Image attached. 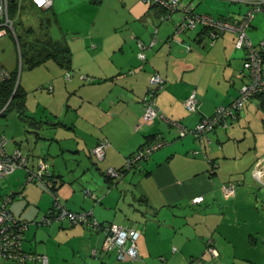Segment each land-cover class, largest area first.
Wrapping results in <instances>:
<instances>
[{"label":"crops","instance_id":"crops-1","mask_svg":"<svg viewBox=\"0 0 264 264\" xmlns=\"http://www.w3.org/2000/svg\"><path fill=\"white\" fill-rule=\"evenodd\" d=\"M31 6L52 12L56 35L50 34L47 42L67 48L69 62L66 67L46 57L39 63L46 76L37 88L43 101L36 107L30 92L37 86L31 85L28 74L21 76L19 87L28 116L26 136L22 141L17 136L10 138L8 151L21 150L30 167L44 157L67 209L91 212L100 224L138 229V258L133 262L158 264L162 258L166 264H264V196L256 186L261 183L253 177L254 169H264V97L250 98L234 123L209 132V143L198 154H193L200 150L197 141L189 134L179 138L177 128L170 124L192 129L200 118L236 98L246 79L244 53L235 48L236 35L224 33L213 44L201 29L174 35V17L160 22L163 11L142 0H53L49 10ZM246 9L241 5L235 19ZM195 11L212 12L210 8ZM252 24L247 34L258 44L260 40L251 35L256 30ZM153 38L156 44L145 51L144 61L139 60L137 42L149 45ZM66 72L71 73L69 78ZM154 74L165 80L155 97L158 117L151 125L137 128L142 98ZM192 92L199 106L195 113L184 107ZM156 136L168 144L143 160L139 168L125 173L118 184L153 219L143 227L130 221L108 223L113 221L110 213L116 204L112 192L93 202L81 196L80 189L83 184L101 186L106 168H121ZM103 139L109 146L104 160L96 164L90 150ZM15 173L19 188L11 194V205L17 199L19 204L11 209L8 204V210L25 222L40 219L50 196L38 184L26 183L23 171ZM225 184L235 185V194L227 199L221 189ZM199 196L203 201L193 205L191 200ZM32 225L25 231L29 235ZM39 226L48 227L34 231L33 238L42 235L40 242L33 248L23 237L22 250L45 256L47 264L66 263L64 257L78 264L77 258L85 262L89 256L109 263L113 258L108 255H116L102 251L104 231L61 221ZM161 226L167 232L162 238L157 232ZM55 234L57 248L50 243ZM210 241L216 256L206 252Z\"/></svg>","mask_w":264,"mask_h":264},{"label":"built area","instance_id":"built-area-1","mask_svg":"<svg viewBox=\"0 0 264 264\" xmlns=\"http://www.w3.org/2000/svg\"><path fill=\"white\" fill-rule=\"evenodd\" d=\"M32 5L39 10H48L53 5V0H29ZM234 2H241L247 6L246 11L241 14L237 19L226 20L214 17L207 13H197L190 4H185L182 0H142V2L151 8H159L163 11L160 15V22L170 21L172 16L179 15L178 22L174 25V35H182L185 33L193 32L197 29H203L206 32V37L210 44H213L216 39L224 33L231 32L236 35L235 48L244 52V59L242 70L247 83H243L236 98L226 106H219L215 109L214 113L208 117H202L195 124L192 129H187L177 122H170L178 130V137L182 138L185 135H191L198 143L200 150H196L193 154H198L205 148L209 139L206 138L207 134L213 131L216 127L227 128L228 125L234 122L239 112L243 109L244 104L256 95L264 96V40L258 45H254L248 34L247 30L250 27L253 19L258 14H264V0H232ZM11 0H0V39L6 35H12L16 40L14 21L9 16V4ZM156 33V32H154ZM156 44V39H152L149 45L138 44L139 51L137 58L141 61L145 60V51ZM10 76L9 71L0 62V83L7 80ZM68 77V75H66ZM165 80L158 74L150 77L146 93L143 97V111L140 115L137 128L146 125H151L158 117V110L155 104V97L161 87L164 85ZM184 107L189 113L197 112L199 106L198 101L192 92L184 101ZM3 110V109H2ZM1 110V111H2ZM0 111V113H1ZM11 143L5 135L0 134V180L9 176L16 170H23L27 173V181L36 177L30 170L27 169V159L22 155L20 150L14 149L8 151V145ZM168 144V141L162 137L157 136L155 140L146 144L140 150L125 161L124 169L131 171L137 166L138 162L145 158L147 155L154 151L163 148ZM109 143L107 140H102L92 150L93 156L102 161L105 157V151ZM38 174L46 169V164L42 160H38ZM124 170V171H125ZM106 175L115 180L122 177V173L114 168H107ZM253 177L259 183L264 184V169L257 168L253 171ZM49 187V186H47ZM222 194L225 199L232 197L235 194V185L225 184L222 186ZM10 196L0 203V259L12 260L16 262H24L27 259L37 260L41 264H47V258L43 255H28L22 250V236L28 229L29 225H49V221L42 218L38 223L25 222L16 218L7 210V204L10 203ZM203 201V197H195L191 200L192 204H198ZM91 216L89 213L73 214L68 211H61L57 221L68 217L73 225L77 223L88 222ZM91 221H89L90 223ZM93 229H98L95 221L90 223ZM95 225V226H94ZM104 239L102 241V251L112 252L117 255L118 260H136L138 258L136 241L139 237L140 231L134 228H123L117 225H107L103 229ZM211 255L216 256L214 248L208 249ZM93 256L96 252L93 251Z\"/></svg>","mask_w":264,"mask_h":264},{"label":"rangeland","instance_id":"rangeland-1","mask_svg":"<svg viewBox=\"0 0 264 264\" xmlns=\"http://www.w3.org/2000/svg\"><path fill=\"white\" fill-rule=\"evenodd\" d=\"M185 4H190L191 7L195 10H203L204 9H211L212 12L210 14L212 16H215L217 18L221 19H227V20H233L235 17H237L236 10L240 8L241 5H244L241 2H234L232 0H182ZM32 3H30L29 0H16V4L13 8L9 10V16L14 21L15 26V34L18 38H15L10 34L2 37L0 39V60L3 63V65L7 69L16 70L18 73L17 79L18 81L21 79V76L25 78L26 75L30 76L31 78V85L37 86L35 92H30V96L32 97L31 104L32 106L36 107L38 103L42 102L43 99L39 97V94L36 92H39L38 85L42 81V79L45 78L46 72L43 71V65L39 64L38 66L34 67H28L27 61L24 59V61L21 60L20 50L24 53V57L26 58L25 54L29 56V54L32 52H41L45 48V44L47 43V40L50 39V34L56 35V26H55V18L52 14V12L47 13L41 12L38 10H35L32 6ZM247 7V6H245ZM194 10V11H195ZM196 12V11H195ZM199 13V12H197ZM207 13V12H206ZM209 14V15H210ZM175 19V23L179 20V15L175 14L173 15ZM231 19H230V18ZM60 19V18H58ZM173 19V20H174ZM256 26V30H254L251 35H253V38L255 40H260L259 43L264 40V14H258L255 16V19L253 20V24ZM19 43V47L17 43ZM258 43V44H259ZM257 43L254 45L256 46ZM257 44V45H258ZM19 50V52H18ZM243 52L242 50H238ZM244 53V52H243ZM23 62V63H22ZM11 66V68H9ZM23 68V69H22ZM22 69V71H21ZM29 70V71H28ZM24 80H22L23 82ZM248 82V79H245V83ZM242 82L240 86L243 84ZM16 101L13 102V104L8 108V110L4 113L3 116L0 117V133L4 134L9 140H12L10 138H14L17 136V139L21 141L24 139V136H26L25 130V121L19 117V114L16 112ZM20 170H16L15 172H18ZM22 171V170H21ZM12 173L9 176L3 178L0 180V199L7 197L6 195L10 196L12 192L18 191L17 189L19 186H15L16 182H18V179L16 178L17 173ZM14 174V175H13ZM18 175V174H17ZM87 182H91V180H87ZM116 185L113 187L108 188L109 185L102 179L101 186H88L89 184H83L82 188L80 189L81 196L84 197L82 189H88L93 194L96 195L98 199H100L103 195H105L108 191L112 192L110 196H113L114 200L116 201V204H112L111 208V217H113V221H109L108 223H114V222H127L130 221L131 223H135L137 226L143 227L146 225L150 220L153 219V216L151 214H148L144 208L139 203L133 202L131 199V192L129 191L127 194L123 193L122 189L118 184L121 182L120 180L116 181ZM258 188H260L261 195L264 196V185L257 184ZM101 189L102 192H101ZM100 191V193H98ZM108 194V193H107ZM109 196V197H110ZM17 197V194L16 196ZM102 199V198H101ZM19 199L16 201H13L12 205L9 204V208L16 206V204H19ZM106 207V206H105ZM39 220V219H38ZM157 225V223H156ZM155 225V226H156ZM36 228H39V230L47 229V226H39L36 227V225H32L30 228V235L29 233L25 232L23 237L24 239H29L28 243L31 244V246L34 248V244H38L40 242V237L42 235H37L36 238H33V233ZM155 227L154 233L156 234L159 232L160 237L162 238L167 232L164 231V227H159V230L157 231ZM157 231V232H156ZM58 236L53 235V238H51L50 243L54 245L56 248L59 245L58 241L56 240ZM264 242V241H262ZM23 245L25 247L28 246L26 244V241L23 242ZM41 254L42 252H37ZM109 257H112L113 261H109V263L106 262V259H95L91 256L87 257L85 262L80 259H76L78 261V264H151L147 261H131L128 259L125 260H118L116 258V255L113 253H110L108 255ZM68 257V256H67ZM72 258H66L64 257L63 260L66 263L59 262L58 264H70ZM83 259V258H82ZM0 264H19L15 261L8 260H2L0 259ZM22 264H40L37 260L27 259Z\"/></svg>","mask_w":264,"mask_h":264},{"label":"trees","instance_id":"trees-1","mask_svg":"<svg viewBox=\"0 0 264 264\" xmlns=\"http://www.w3.org/2000/svg\"><path fill=\"white\" fill-rule=\"evenodd\" d=\"M16 2V1H15ZM15 6V3L12 4V2L9 4V10L11 8H13ZM51 9V8H50ZM49 10V9H48ZM203 30V29H201ZM205 31V30H203ZM206 33V32H205ZM16 38H18L16 36ZM139 42H137V46H138ZM142 44V43H141ZM144 45V44H143ZM20 46V45H19ZM45 49L41 52H34L36 53L35 55H33L34 53H31L29 56L27 54H25L26 58L23 56L24 53L20 50V55H21V60L24 61V59H26L27 61V65L30 66H35V65H38L39 63H42V61H44V58L46 57H51L53 59H56L57 61H62L61 63L64 64L66 67H67V64L69 62V52H68V49L67 48H63V47H60V46H56V44L54 45H50L49 42H47L45 44ZM138 51H139V48H138ZM137 51V53H138ZM44 54V55H43ZM41 55H43V57H41ZM137 56V54H136ZM66 60V61H65ZM23 63V62H22ZM10 73V76L7 80L3 81L0 83V117L4 115V113L8 110V108L13 104V102L16 101V112L17 114H19V117H21L24 121H26V119L28 118L27 114H26V106H25V98H24V93L20 90V84H19V81L17 79V76H18V73L16 70L12 71V72H9ZM66 75H68V77H66ZM71 76V73L70 72H66L65 74V77L66 78H69ZM244 77L246 78V76L244 75ZM245 83V81H244ZM48 89H51V86L48 87ZM256 96H261V97H264L262 95H256ZM144 97V96H143ZM143 100V98H142ZM248 102V101H247ZM246 102V103H247ZM143 103V102H142ZM231 103V102H230ZM229 103V104H230ZM245 103V104H246ZM244 104V105H245ZM244 107V106H243ZM142 114V113H141ZM238 118V117H237ZM236 121V120H235ZM234 121V122H235ZM232 122V123H234ZM232 123H230L229 125H231ZM228 125V127H229ZM226 129V128H225ZM2 134V133H0ZM4 135V134H3ZM157 137V136H156ZM156 137H153L152 140H149V142H147L146 144H149L151 142H153L155 140ZM104 140V139H103ZM102 141V140H101ZM100 142V141H99ZM98 142V143H99ZM146 144H144L142 147H144ZM98 145V144H97ZM96 145V146H97ZM142 147H140L138 150H140ZM17 149V148H16ZM19 150V149H18ZM92 150L93 148L90 150V155L93 159V161L98 164L102 161H98L92 154ZM160 150V149H159ZM21 152V150H20ZM156 152V151H154ZM154 152H152L151 154L147 155L145 158H143L142 160H140L137 164L136 167H134L133 169L135 168H139L142 161L147 159L148 157H150ZM23 156L26 157L27 159V169L30 170L32 172V174H34L36 177H34V179L30 180L29 182H26V183H35V184H38L41 188H42V191L44 193H47L49 196H50V205L49 207L47 208V210L45 211V213L41 216V218L38 220V219H35V220H32V221H27L28 223H31V222H35V223H38L42 218H45L49 221V224L53 223V222H57V218L59 217L61 211L65 210V211H68V212H71L73 214H79V213H82V212H74V211H71L69 209H67L65 206L62 205V203L60 202V199H59V196L57 194V184L55 182V179H54V176L51 172V169H50V166L49 164L46 162V160L44 159V157H40L37 159V161L35 162V165L34 167H30L28 165V157L23 154V152H21ZM136 153V152H135ZM135 153H133L132 155H130L126 160H128L131 156H133ZM105 158V157H104ZM42 160V162L44 164H46V169L44 171L41 172V174H38V160ZM125 164V163H124ZM116 169V168H114ZM106 170L107 168L104 170V176H105V182L109 185L108 188L112 187V186H115L116 185V181L118 180H115L111 177H108L106 175ZM117 171L121 172L122 173V176L129 172V171H126L124 169V165L119 168V169H116ZM125 170V171H124ZM23 171V170H22ZM24 174H25V181H27V173L26 171H23ZM14 173V172H13ZM49 186V187H47ZM83 195L85 198H89L91 199L93 202H96L98 200V198L96 197L95 194H93L90 190L88 189H83ZM12 195H10V203L12 202ZM5 199V198H4ZM3 199V200H4ZM2 200V201H3ZM1 201V202H2ZM0 202V203H1ZM8 203V204H10ZM201 203V202H200ZM200 203L198 204H193V205H199ZM7 204V205H8ZM7 208V207H6ZM8 210V208H7ZM9 211V210H8ZM10 212V211H9ZM11 213V212H10ZM83 213H88L87 211H84ZM12 214V213H11ZM92 216V214H91ZM91 216L88 218V222H84V223H77L76 225H82V226H88L91 230L93 231H103L104 227H106L107 225H111V224H100L99 222H97L96 220H93L91 218ZM16 217V216H15ZM17 218V217H16ZM19 219V218H18ZM66 222V223H69V224H72L70 222V219L68 217H64L62 218V220H59L58 222ZM89 221H91L90 223H92L93 221H95V224H97V228L98 229H93L94 227L92 225H89ZM95 226V225H94ZM24 235V234H23ZM22 241H23V236H22ZM22 247V245H21ZM209 248H213V244L212 242L210 241V243L208 242L207 243V247H206V252H208L209 254H211L209 252ZM114 252V251H112ZM104 253H109V252H104ZM158 264H166L165 261L161 258L160 261L158 262Z\"/></svg>","mask_w":264,"mask_h":264},{"label":"water","instance_id":"water-1","mask_svg":"<svg viewBox=\"0 0 264 264\" xmlns=\"http://www.w3.org/2000/svg\"><path fill=\"white\" fill-rule=\"evenodd\" d=\"M14 0H11V2H13Z\"/></svg>","mask_w":264,"mask_h":264},{"label":"snow or ice","instance_id":"snow-or-ice-1","mask_svg":"<svg viewBox=\"0 0 264 264\" xmlns=\"http://www.w3.org/2000/svg\"><path fill=\"white\" fill-rule=\"evenodd\" d=\"M41 2H43V0H41Z\"/></svg>","mask_w":264,"mask_h":264}]
</instances>
